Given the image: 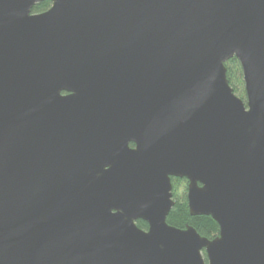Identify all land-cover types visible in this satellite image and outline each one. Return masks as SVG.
<instances>
[{"label":"water","instance_id":"95a60500","mask_svg":"<svg viewBox=\"0 0 264 264\" xmlns=\"http://www.w3.org/2000/svg\"><path fill=\"white\" fill-rule=\"evenodd\" d=\"M40 1L0 0V264H264V0Z\"/></svg>","mask_w":264,"mask_h":264},{"label":"trees","instance_id":"16d2710c","mask_svg":"<svg viewBox=\"0 0 264 264\" xmlns=\"http://www.w3.org/2000/svg\"><path fill=\"white\" fill-rule=\"evenodd\" d=\"M50 6L49 0H42L32 6V12H40ZM226 67V76L229 84L233 87L234 92L244 98V86L242 72L239 61L235 57H231L224 62ZM185 178L172 177V197L174 205L170 209L166 221L176 227H184L186 224L192 225L202 236L212 238L218 234L219 227L216 221L209 215L197 214L191 215L188 211L185 196ZM180 183L183 187L180 188ZM136 224L140 228H147V223L142 219H137Z\"/></svg>","mask_w":264,"mask_h":264},{"label":"flooded vegetation","instance_id":"af4514ba","mask_svg":"<svg viewBox=\"0 0 264 264\" xmlns=\"http://www.w3.org/2000/svg\"><path fill=\"white\" fill-rule=\"evenodd\" d=\"M62 95H65V94H68V91L66 90H61L60 92ZM128 146L129 147H134L135 146V143L133 141H128ZM172 177H176V176H171ZM178 178H185V177H178ZM185 196H186V191H187V179L185 178ZM186 203H187V197H186Z\"/></svg>","mask_w":264,"mask_h":264},{"label":"rangeland","instance_id":"374dc122","mask_svg":"<svg viewBox=\"0 0 264 264\" xmlns=\"http://www.w3.org/2000/svg\"><path fill=\"white\" fill-rule=\"evenodd\" d=\"M242 99L245 101V96H244V98H242ZM184 184H185V182H184ZM179 187L182 188V187H183V183H180ZM172 198H173V197H172Z\"/></svg>","mask_w":264,"mask_h":264}]
</instances>
